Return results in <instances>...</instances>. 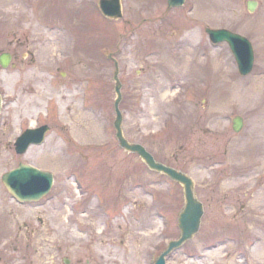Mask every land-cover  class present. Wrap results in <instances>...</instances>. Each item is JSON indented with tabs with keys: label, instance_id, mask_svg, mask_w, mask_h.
Segmentation results:
<instances>
[{
	"label": "rangeland",
	"instance_id": "1",
	"mask_svg": "<svg viewBox=\"0 0 264 264\" xmlns=\"http://www.w3.org/2000/svg\"><path fill=\"white\" fill-rule=\"evenodd\" d=\"M119 3L112 21L98 0H0V177L18 163L53 176L36 203L0 181V264H153L179 237L181 186L115 145L109 54L123 137L189 177L203 207L166 263L264 264V0ZM206 28L250 43V74ZM40 125L43 144L16 155L15 138Z\"/></svg>",
	"mask_w": 264,
	"mask_h": 264
},
{
	"label": "water",
	"instance_id": "2",
	"mask_svg": "<svg viewBox=\"0 0 264 264\" xmlns=\"http://www.w3.org/2000/svg\"><path fill=\"white\" fill-rule=\"evenodd\" d=\"M167 7L175 8L183 4L184 0H166ZM98 8L105 18L117 20L121 17L119 0H100ZM254 3L247 4V10L253 12ZM209 39L213 43L227 42L232 54L235 57L238 71L241 75H246L250 72L252 66V51L249 43L244 38L232 34L225 30H206ZM9 55L3 54L0 56V67L5 68L8 65ZM115 118L113 121L112 131H115L116 144L127 153H134L143 161L147 168L151 171L161 173L182 186V194L184 197V205L177 216V229L179 238L170 241L167 247L163 249L161 254L155 258L154 264H166L165 257L174 249L179 248L184 242L189 241L197 233L200 225V220L203 214V208L199 200L197 201L193 194V182L189 177L181 172L165 167L156 163L153 158L138 144L128 143L121 131L122 116L118 109L120 101V81L117 79V67L113 74ZM1 107V97H0ZM242 121L239 117H235L232 122V130L238 132L241 129ZM114 128V129H113ZM47 126H41L36 129L25 130L14 143V151L17 155L24 154L27 148L31 145L39 146L44 136L48 132ZM164 176V177H165ZM1 182L5 190L18 202H36L49 192L52 184V176L47 172H42L29 165L18 164V166L1 176ZM67 264V262H64Z\"/></svg>",
	"mask_w": 264,
	"mask_h": 264
},
{
	"label": "bare ground",
	"instance_id": "3",
	"mask_svg": "<svg viewBox=\"0 0 264 264\" xmlns=\"http://www.w3.org/2000/svg\"><path fill=\"white\" fill-rule=\"evenodd\" d=\"M22 18H23V21H22V23H24V18H25V16L24 15H22ZM162 58V57H161ZM191 63V62H190ZM188 67H190V65L188 66ZM195 72H193L192 71V74H194ZM38 96H40L39 94H38ZM114 121V120H113ZM82 126V131H87V132H92V133H94L95 132V123L94 122H92V123H88V124H83V125H81ZM86 133V132H85ZM30 148V147H29ZM28 150V149H27ZM132 154H134V153H132Z\"/></svg>",
	"mask_w": 264,
	"mask_h": 264
}]
</instances>
